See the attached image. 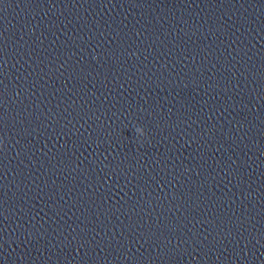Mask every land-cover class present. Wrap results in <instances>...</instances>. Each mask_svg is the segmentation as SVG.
Wrapping results in <instances>:
<instances>
[{
    "label": "water",
    "instance_id": "obj_1",
    "mask_svg": "<svg viewBox=\"0 0 264 264\" xmlns=\"http://www.w3.org/2000/svg\"><path fill=\"white\" fill-rule=\"evenodd\" d=\"M0 264H264V0H0Z\"/></svg>",
    "mask_w": 264,
    "mask_h": 264
}]
</instances>
